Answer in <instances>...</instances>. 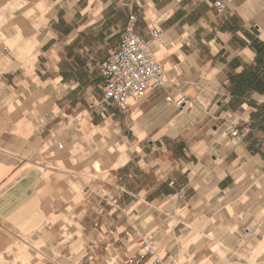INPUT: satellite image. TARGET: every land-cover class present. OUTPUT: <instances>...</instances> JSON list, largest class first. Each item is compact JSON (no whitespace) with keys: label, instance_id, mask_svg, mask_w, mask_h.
I'll return each mask as SVG.
<instances>
[{"label":"crops","instance_id":"1","mask_svg":"<svg viewBox=\"0 0 264 264\" xmlns=\"http://www.w3.org/2000/svg\"><path fill=\"white\" fill-rule=\"evenodd\" d=\"M216 1L0 0V264H264V0ZM131 15L165 83L102 111Z\"/></svg>","mask_w":264,"mask_h":264},{"label":"built area","instance_id":"2","mask_svg":"<svg viewBox=\"0 0 264 264\" xmlns=\"http://www.w3.org/2000/svg\"><path fill=\"white\" fill-rule=\"evenodd\" d=\"M215 7L218 12L224 9L222 1L217 0ZM159 31H153L158 37ZM100 73L106 84L103 97L96 107L104 111L107 102H113L119 110L125 111L129 100L141 97L150 86H161L165 83L162 65L149 52V44L135 31V17L130 16L119 45L108 57L98 64ZM236 120H230L227 130L233 138H240ZM61 148L62 143L57 142ZM138 249L125 264H175L173 259L157 255L153 245L146 238H139Z\"/></svg>","mask_w":264,"mask_h":264},{"label":"rangeland","instance_id":"3","mask_svg":"<svg viewBox=\"0 0 264 264\" xmlns=\"http://www.w3.org/2000/svg\"><path fill=\"white\" fill-rule=\"evenodd\" d=\"M232 120H236L235 118H231ZM237 127H238V125H237ZM238 132H239V134L241 135V131H240V129H238ZM159 255V254H158ZM38 257L40 258V253L38 254ZM6 259L8 258V256H6L5 257ZM2 260V259H1Z\"/></svg>","mask_w":264,"mask_h":264}]
</instances>
